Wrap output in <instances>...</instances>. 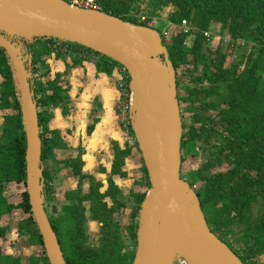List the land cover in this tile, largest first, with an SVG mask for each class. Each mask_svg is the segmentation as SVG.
<instances>
[{"label": "water", "instance_id": "1", "mask_svg": "<svg viewBox=\"0 0 264 264\" xmlns=\"http://www.w3.org/2000/svg\"><path fill=\"white\" fill-rule=\"evenodd\" d=\"M38 38L67 41L127 69L134 94L133 132L151 188L141 206L132 264H244L209 228L197 193L181 178L183 125L173 63L160 33L103 11L64 0H0V48L20 92L26 135V193L50 264H66L47 215L38 108L24 44ZM164 57V58H163ZM27 63V65H26Z\"/></svg>", "mask_w": 264, "mask_h": 264}, {"label": "rangeland", "instance_id": "2", "mask_svg": "<svg viewBox=\"0 0 264 264\" xmlns=\"http://www.w3.org/2000/svg\"><path fill=\"white\" fill-rule=\"evenodd\" d=\"M64 1L68 3L70 0ZM107 1L113 9V14L138 23H146L156 29L161 34L165 47L181 44L193 49L196 45H201L199 53L195 56L189 53L185 60L174 68L178 94L182 97L181 110L187 123L197 132V137L183 150L181 178L188 182L197 172L210 175L229 173L233 168L224 160L221 163L212 159L214 156L218 157V153L222 156L230 150H225L229 145L231 147L227 139L231 137L229 132L232 130L228 128L226 117L231 109L230 99L240 95L242 97V91L246 98H238L240 110L237 108L234 111L240 124L238 127L250 126L258 131L261 129V136L264 138V37L260 38L258 33L254 32L256 23L249 24L247 13L244 12V17L239 16L241 10H244L245 0H214L212 3L190 8L188 16L182 15L181 10L179 11L170 0H103L102 3ZM102 3L100 2L101 5ZM183 21H186V25ZM219 65V68L223 69L221 77H225L216 82L214 78L209 77L218 71ZM207 70L211 73L208 74V81L204 79ZM2 80L0 77V83ZM257 81L258 86H254ZM246 101L251 107L248 113H242L241 107L245 106ZM14 113L16 112L12 109L0 110V136L5 115ZM257 119L260 123H256ZM202 128L205 130L202 131ZM132 134L131 139L136 141L134 132ZM253 140H250V146L260 147ZM262 141L264 143V139ZM238 147L237 142L236 152ZM143 166L146 168L144 161ZM65 181L67 180L63 179V183L57 182V191L68 185L64 184ZM98 181L105 183L106 176H100ZM131 182L124 184V193L132 187ZM145 182L147 183H142V186L148 193L151 188L149 175ZM200 185H195L194 189ZM105 187L106 184L103 188L99 187L98 192L104 194L108 189ZM80 189L83 196L91 192L87 181ZM218 190L222 191V187ZM25 191L24 184L13 183L7 186L6 196L12 203H21ZM121 191L122 194L119 189H115L110 196L102 200L110 207L115 204L112 198L116 203L123 204L113 215L115 220H107L109 225L102 220L103 209L98 211V218H94L92 201L87 199L83 203L87 219L84 248L88 252L93 251L87 264H111L110 239L115 230L120 232L124 245L123 254L129 257L136 251L137 240L130 236L129 228L132 225L138 228L139 213L136 214L133 197H130L128 192L123 194V190ZM230 192L232 193V190ZM212 202L205 213L209 228L226 239L246 259L247 264H264V244L260 245L256 238L264 231L258 232L254 228L255 224H264V200L257 198L250 210L239 216L234 213V204L230 200L219 198ZM247 216H250L254 223H249ZM28 217L22 209H16L2 218L1 225L7 227L9 232L6 237L0 239V250L4 255L20 258V264H47L48 258L43 245L36 241L31 231L21 227ZM262 237L261 242L264 241Z\"/></svg>", "mask_w": 264, "mask_h": 264}, {"label": "trees", "instance_id": "3", "mask_svg": "<svg viewBox=\"0 0 264 264\" xmlns=\"http://www.w3.org/2000/svg\"><path fill=\"white\" fill-rule=\"evenodd\" d=\"M103 0H98L102 3ZM178 9L181 10V14L185 16L189 15V9L212 3L214 0H170ZM102 11L120 18L124 21L138 24L137 21L132 19H126L119 16V14H113L112 7L109 1L103 2ZM239 16L244 17V12L247 13V18L249 19V24L256 23L254 32L258 33L260 38L264 37V0H245L244 10ZM140 25L147 26L146 23H139ZM243 29V28H241ZM239 32V31H237ZM54 39L38 38L28 44V50L32 57V73H33V88L35 92V99L38 108V118H39V129L40 137L42 140V170L44 178V191L43 196L45 199L44 205L49 217L51 226L53 227L58 241L60 243L64 259L66 264H87L92 256L93 251H86L84 248L85 240V226H86V207L83 205L84 201L90 199L93 203L92 210L94 212V218H98V211L103 209L104 223L109 225L108 219L115 220L113 215L116 214L117 210L121 207V204L116 203L115 199L112 198L113 204L111 207L108 206L102 200L104 197L110 196L117 187L114 186L112 182H109V187L104 194L98 192V188L101 186L99 183L91 179V192L89 195H82L80 192V187L75 191H70L66 193V199L68 203L64 205L61 209H57L55 205V199L52 196L53 188L51 182L54 175L60 171V169L65 167L73 168L74 174L80 178V181L85 179L86 176L82 174V161H62L58 162L57 166L51 168L49 162L55 159V153L57 150L64 149L65 144L58 132L50 130L48 124L53 117L52 109L60 105H65L68 101V89L63 85V80L61 75H58L54 80L47 79L48 76V66L44 61V56H50L53 54L56 57L64 56L62 53L54 52ZM72 52L70 56H75V62L79 63L83 58H86V54L89 52H94L90 49L79 45H73ZM168 59L173 63L174 68H177L178 64L183 62L189 53H193L195 56L201 50V45H196L193 49L182 46L181 44L166 45ZM95 54L100 56V59L96 62L97 70L99 72H110V69L119 64L112 59H109L103 55L95 52ZM202 57L201 55H198ZM197 57V59H199ZM164 58V57H163ZM9 57L4 49L0 48V77L3 79L0 83V110L6 111L12 109L14 114L5 115L2 123V133L0 136V239L6 237L9 232L7 227L1 225V220L4 216L11 214L16 209H22L29 217L22 222V228L26 227L32 232L34 238L37 242L43 245V239L40 235L38 227L34 221L33 214L31 212V206L29 204V198L26 191L22 195L21 203H12L6 196L7 186L10 183L24 184L26 187V135L24 121L22 117V106L20 92L17 88V83L14 77V71L9 61ZM211 65H209L210 68ZM217 66L218 71L212 73L209 77V70L206 71L205 80L215 79L216 82L222 80L225 76L221 77L222 70ZM225 74V71L223 72ZM211 74V73H210ZM210 79H209V78ZM217 79V80H216ZM254 86H258V81L254 83ZM178 92V89H177ZM243 92V91H242ZM242 94V97H234L230 99L231 109L229 115L226 117L228 128H232L229 135L231 137L229 144H231L225 149L229 150L224 155L218 153V157L214 156L216 162L222 163L224 160L233 169L229 173H215V174H205L203 172H197V174L191 177L190 183L191 187L194 189L195 185L201 184L200 187L195 188L194 191L197 193L201 208L205 213L210 205L213 204L212 200L219 198L228 199L232 204H234L233 209L236 215H243L245 211L250 210L251 205L257 198L264 200V143L260 131L255 130L251 127L241 128L238 127V118L234 115L235 109H239L238 98H246ZM179 104L182 101V97L178 94ZM245 107V110L243 108ZM241 107V111L249 112L250 103L246 101L245 106ZM240 110V109H239ZM180 114L183 125V139L181 143V153H182V163L183 150L187 145L192 142L197 137L196 130L191 127L186 121L185 115L183 114L180 106ZM259 119V118H258ZM257 119L256 123H260ZM230 124V125H229ZM205 128H202V131ZM133 132H131V135ZM254 137V140H253ZM257 142L258 146H250V140ZM239 143L238 152H236V143ZM260 143V144H259ZM247 144V145H246ZM246 145L245 147H243ZM138 147V144L135 143ZM223 151V150H222ZM261 151H263L261 153ZM256 154L255 156L253 155ZM261 153V154H259ZM130 150L121 151L116 149V160L113 166V171L116 174L123 175L120 173V167L122 166V157L129 155ZM223 161V162H224ZM208 169V167H206ZM144 173L147 178V170L144 167ZM182 172V166H181ZM180 172V173H181ZM222 187V191L218 188ZM114 189V190H113ZM232 190V193L230 192ZM147 196V193H132V197L135 202L136 214L141 210V206ZM232 210V209H231ZM217 214H221L219 211H215ZM214 213V214H215ZM134 214V212H133ZM134 216V215H133ZM206 221H209L206 216ZM247 221L249 223H254L250 216H247ZM116 222V221H115ZM104 226V225H103ZM254 228L259 231H264V224H255ZM137 229L133 225L129 228L130 236L137 240ZM211 231L241 259L244 264H247L246 259L241 256V254L233 248V246L226 241L221 235H218L212 228ZM259 236V237H258ZM256 238L259 244H264L261 242L258 235ZM110 255L109 259L111 264H132L135 256V252L131 256L126 257L123 254L124 245L121 241L120 232L115 230L112 238L110 239ZM131 254V253H130ZM21 259L10 255H4L0 250V264H20ZM47 264H50L47 260ZM249 264V263H248ZM253 264V263H252Z\"/></svg>", "mask_w": 264, "mask_h": 264}, {"label": "crops", "instance_id": "4", "mask_svg": "<svg viewBox=\"0 0 264 264\" xmlns=\"http://www.w3.org/2000/svg\"><path fill=\"white\" fill-rule=\"evenodd\" d=\"M74 57L53 54L43 57L49 71L47 79L54 80L61 75L63 85L68 89L67 103L52 109L53 117L48 124L50 130L60 134L65 148L56 151L55 159L49 165L54 168L58 162L79 159L83 163L82 174L86 176L80 181L71 167L62 168L54 175L51 186L57 209L68 203L66 193L77 190L86 181L90 187L91 179L102 188L106 184V189L112 182L120 193L123 190V194L128 192L130 197L132 193H147L142 186L147 183L142 155L133 139L121 129L116 117L120 66L112 67L110 72H99L98 60L86 57L74 63ZM126 148L130 154L122 157L120 173L123 175L116 174L113 171L116 149L124 151ZM100 176H106L105 183L98 181ZM63 179L68 185L57 191V182L63 183ZM130 181L132 187L124 193V184Z\"/></svg>", "mask_w": 264, "mask_h": 264}, {"label": "built area", "instance_id": "5", "mask_svg": "<svg viewBox=\"0 0 264 264\" xmlns=\"http://www.w3.org/2000/svg\"><path fill=\"white\" fill-rule=\"evenodd\" d=\"M68 3L71 6L79 9L102 11V7L98 2V0H70L68 1ZM183 24L186 25V21H183ZM206 36L209 37V35ZM33 41L27 42L25 40L18 38L13 39V43L16 45H19L21 43L22 44L27 43L28 45ZM73 45L75 44L63 40L54 39V45H53L54 52L62 53L63 55H69L73 50L72 49ZM86 57L94 61L100 59V56L95 54V52L87 53ZM31 61H32V57H31ZM30 68L32 70V63L30 65ZM30 75L33 79L34 76L32 71ZM130 81L131 78L129 72L125 67L120 65L119 77L117 79L119 99L116 105V117L118 124L121 127V129L124 131V133H126L131 137V132H133V125H134V111H133L134 94L132 89L130 88ZM135 142L136 141L133 140V143ZM174 264H186V262L181 257H177Z\"/></svg>", "mask_w": 264, "mask_h": 264}, {"label": "bare ground", "instance_id": "6", "mask_svg": "<svg viewBox=\"0 0 264 264\" xmlns=\"http://www.w3.org/2000/svg\"><path fill=\"white\" fill-rule=\"evenodd\" d=\"M161 35V34H160ZM45 39H47V38H45ZM50 39H53V38H50ZM161 39H162V37H161ZM162 43H163V41H162ZM76 45V44H75ZM24 50H25V53L26 54H28V56L31 58V55H30V53H29V50H28V46H27V43H24ZM95 52V51H94ZM97 53V52H96ZM99 54V53H98ZM101 55V54H100ZM26 65H27V63H26ZM119 66H120V64H119ZM122 66V65H121ZM27 68H28V71H29V73L31 74V68L30 67H28L27 66ZM30 82H31V85H32V88H33V79H32V77H31V75H30ZM33 90H34V88H33ZM34 94H35V92H34ZM44 191V190H43ZM43 198H44V196H43Z\"/></svg>", "mask_w": 264, "mask_h": 264}]
</instances>
